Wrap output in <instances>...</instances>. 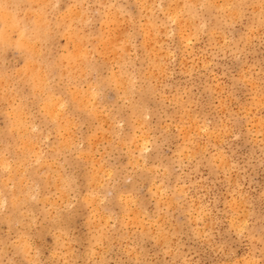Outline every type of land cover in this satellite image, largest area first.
I'll return each instance as SVG.
<instances>
[{
    "label": "clouds",
    "instance_id": "clouds-1",
    "mask_svg": "<svg viewBox=\"0 0 264 264\" xmlns=\"http://www.w3.org/2000/svg\"><path fill=\"white\" fill-rule=\"evenodd\" d=\"M0 264H264V0H0Z\"/></svg>",
    "mask_w": 264,
    "mask_h": 264
}]
</instances>
